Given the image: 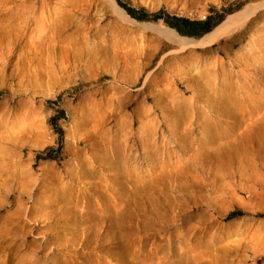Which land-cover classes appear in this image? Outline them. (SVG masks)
Listing matches in <instances>:
<instances>
[{
    "label": "bare ground",
    "instance_id": "6f19581e",
    "mask_svg": "<svg viewBox=\"0 0 264 264\" xmlns=\"http://www.w3.org/2000/svg\"><path fill=\"white\" fill-rule=\"evenodd\" d=\"M7 1L0 0V11ZM99 1H104L111 13L124 23L135 22L116 0ZM33 5L34 2L30 7ZM33 11L27 15L15 13L10 20L21 19L26 26L49 14L47 9L38 14ZM262 15L264 0L228 15L196 40L181 37L163 25L156 29L163 39L176 46V51L188 45L204 48L222 38L228 39ZM6 21L0 15V91L7 95L22 89L19 62L25 52L19 54L12 68L10 59L25 31L20 26H13L14 21L5 25ZM144 26L154 28L153 24ZM257 30L259 36L264 34V27ZM165 46L160 44L155 48L161 50ZM154 58L145 56L144 62L136 64L133 71L128 70L129 62H125L122 73L114 71L112 74L118 76L119 84L130 90L137 86L142 90L150 85L151 79H156L151 69ZM248 58L250 67H245ZM229 61L228 70L235 68L238 71L235 79L229 75L219 85L187 86L182 94L168 96L166 103H161L163 94H159L153 105L143 104L137 113H132L138 118L137 126L126 113H121L127 94L119 95L117 101L102 99L97 107L87 110L86 118L89 119L98 116L102 106L106 105L102 109L103 120L98 122V116L89 132L84 134L87 139L83 145L74 149L72 162L75 168L68 166L66 171L82 188L61 192L54 204L42 199L35 191L40 182H48L50 174L47 171L40 170L35 177H30L29 169L23 166L18 167L20 172L16 174L10 170L2 172L9 161H3L5 157L0 156V207L9 206L10 198H18L11 201L16 204L12 220L5 219L0 224V247L15 239L30 222L62 220L67 223L62 228L48 225L41 243L30 254L22 258L7 255L0 264H41L39 252L47 248L54 251L60 246L78 254L76 260L70 258L72 264H104V257L112 264H194L208 254L204 251L208 243H196L193 252L202 250L188 256L182 249L158 253V249L150 247L140 249L144 235L160 232L172 224H177V229L171 233L177 234L191 221L196 209L206 207L208 213H199L190 227V230H203L224 214L222 207L230 202L242 208L250 206L251 210L244 209L243 214L263 219L246 229L247 235L239 239L238 244L246 250L239 247L233 250L247 253L248 249L251 264H264V260L260 263L264 258V40L244 52H236ZM117 65H114L115 69ZM147 69L143 82L138 85ZM255 74L261 78L256 80ZM13 79L18 81L12 83ZM186 92H191L192 100L184 97ZM154 105L158 106L159 120L151 116ZM189 108L194 110L189 111ZM110 123L115 124V128L112 129ZM30 125L33 126L34 121ZM24 145L22 138L10 142L7 147H0V155L9 154L10 150H24ZM174 145L177 146L176 155ZM180 157L185 158L182 163H179ZM133 158L136 163L128 169ZM88 159H92L100 170L88 165ZM145 159L147 162L140 164ZM20 161H29L31 167V157L18 155L13 160L14 166ZM168 166H172L171 169L167 170ZM105 181L115 186V191H119L117 195L113 193L110 198H105L95 191ZM242 193L246 195L245 199L240 196ZM21 198L27 201L21 202ZM21 221L23 223L19 225ZM227 251L222 249L221 252L225 255ZM220 260L224 261V256ZM67 261L55 259L52 264H66ZM210 264L216 263L210 261Z\"/></svg>",
    "mask_w": 264,
    "mask_h": 264
},
{
    "label": "rangeland",
    "instance_id": "374dc122",
    "mask_svg": "<svg viewBox=\"0 0 264 264\" xmlns=\"http://www.w3.org/2000/svg\"><path fill=\"white\" fill-rule=\"evenodd\" d=\"M119 1L135 10L143 9L150 15L143 19L134 18L118 4L131 19L135 20L132 24L124 23L116 14L111 13L104 1L99 0H9L0 11V15L7 20L5 25L14 21L13 26L16 25L17 28L20 26L25 31L10 59L12 68L19 54L25 52V57L19 62L20 76L23 77L22 89L7 95L3 90L0 91V147H7L8 143L22 138L25 148L10 150L9 154L0 155L5 157L3 161H9L2 172L10 170L16 174L20 172L18 167L23 166L29 169L30 177H35L40 170L47 171L50 174L48 182H40L35 191L42 199L52 201V204L60 197L61 192L82 188L66 171L68 166L75 168L72 162V157H75L74 149L83 145L87 139L84 134L89 132L98 116L100 119L98 122L103 120L102 109L106 105L102 106L98 116L89 119L86 118L87 110L97 107L102 99L113 98L117 101L119 95L127 94L123 100L125 107L121 113H126L128 119H133L134 125L137 126L138 118L132 113H137L143 104L153 105L159 94H163L161 103H166L168 96L182 94L187 86L198 88L201 84L219 85V82L229 75L235 79L238 71L235 68L228 70L229 60L236 52H244L251 45L264 40V34L259 36L257 30L264 27L262 15L228 39L222 38L204 48H192L188 45L183 50L176 51V46L163 39L156 27L159 25L169 27L181 37L192 40L200 38L207 32L200 36L182 35L177 29L166 24L162 17L155 16L162 13L190 20H204L210 16V23H215L212 30L228 15L261 0ZM33 2L34 5L30 7ZM46 9L49 14L41 20L28 22L26 26L21 19L10 20L15 13L27 15L30 10H34L33 13L38 14ZM144 24H153L154 28L150 29ZM160 44L166 46L157 50L155 46ZM145 56L148 58L155 56L151 69L154 70L156 79H151L150 85H146L142 90L137 89L138 86L130 90L124 84H119L118 76H113L112 73L114 71H117V74L122 73L125 62H129V71L135 70L136 64L144 62ZM249 61L250 58L245 62V67H250ZM117 63L115 69L114 65ZM147 72L148 69L142 74L138 85H141ZM253 78L258 80L261 77L255 74ZM17 81L18 79H13L12 83ZM184 97L193 99L191 92H186ZM193 110L194 108H189V111ZM159 115L158 106L154 105L151 116L159 120ZM31 121H34L33 126L30 125ZM160 123L158 121L157 124ZM109 126L115 128V124L110 123ZM164 136L168 137V133L164 132ZM160 141L158 146L161 144ZM176 148L174 145V155L177 152ZM18 155L31 157V167L29 161H20L14 166L13 160ZM91 160L88 159V165L100 170V167ZM184 160V157H180L179 163ZM146 162V159L144 162L141 160L140 164L144 165ZM135 163L134 158L131 159L128 169L134 167ZM171 167L168 166L167 170ZM102 185L95 191L100 192L105 198L119 192L115 191V186L111 182L105 181ZM240 196L246 198L244 193ZM17 199L10 198L9 206L0 207V224L5 219L12 220L11 214L16 207L12 202ZM20 201L27 199L21 198ZM222 209L224 214L218 220L208 223L207 228L190 230L191 224L197 220V215L207 212L206 207H200L192 213L191 221L176 232L177 234L171 233L173 229H177V224H172L170 228L164 227L160 232L144 235L140 249L150 247L158 249V253L164 250L173 253L175 249H182L186 251L184 255L188 256L202 250L196 249L193 252L196 243L202 245L208 243L207 249L204 250L208 254L194 264H210V261L216 264H251L248 249L247 253H243L235 252L233 248L240 249L238 241L247 235L244 231L262 222L263 219L245 216L243 210H251L250 206L242 208L230 202ZM21 223L23 221L19 225H22ZM50 224L62 228L67 223H63L62 220L53 223L46 220L28 223L25 230L17 234L15 239L1 244L0 260L7 255L22 258L30 254L32 249L39 246ZM217 247L220 249L213 250ZM222 249H228L225 255L222 254ZM241 249L246 250L243 247ZM52 250L47 248L39 252L41 264H52L55 259H58V262L65 259L68 260L66 264H72L71 260H76L75 257L78 255L70 248L61 246ZM222 256L225 258L224 261L220 260ZM71 257L75 259L70 260ZM263 260L264 258L260 263ZM104 264L112 262L104 257Z\"/></svg>",
    "mask_w": 264,
    "mask_h": 264
},
{
    "label": "trees",
    "instance_id": "16d2710c",
    "mask_svg": "<svg viewBox=\"0 0 264 264\" xmlns=\"http://www.w3.org/2000/svg\"><path fill=\"white\" fill-rule=\"evenodd\" d=\"M117 2L130 16L134 18L143 19L150 15L143 9L135 10L119 0H117ZM155 16L157 18L162 17L166 24L177 29L180 34L187 36H200L201 34L210 31L215 24L210 23V16H207L204 20H190L185 17L169 16L162 13L156 14Z\"/></svg>",
    "mask_w": 264,
    "mask_h": 264
}]
</instances>
